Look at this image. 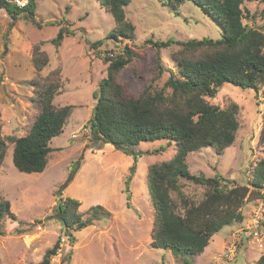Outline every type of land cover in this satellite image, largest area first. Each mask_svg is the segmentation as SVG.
Returning a JSON list of instances; mask_svg holds the SVG:
<instances>
[{
	"label": "rangeland",
	"instance_id": "obj_1",
	"mask_svg": "<svg viewBox=\"0 0 264 264\" xmlns=\"http://www.w3.org/2000/svg\"><path fill=\"white\" fill-rule=\"evenodd\" d=\"M36 5L35 19L40 25L22 14L11 25L9 14L0 9V138H5L7 144L0 166V197L9 201L13 213V217L6 216L0 222V264H37L58 238L59 248L49 264H184L185 258L190 264H257L264 253V227H260L262 235L253 238L257 223L251 216L260 205L263 207L264 187L242 206L243 220L223 226L198 255L186 257L154 248L150 244L154 207L147 185V167L172 158L176 152L174 142L160 139L136 146L137 150L149 152L135 162L127 206L124 181L133 157L95 139L88 125L95 104L93 91L106 76L107 56L122 53L125 46L134 51L131 62L117 73L118 81L129 92L139 94L150 84L161 88L168 69L178 72L181 46L174 43L160 49L165 71L157 75L155 48L146 41L217 39L221 36L218 22L192 1H185L175 10L163 0H130L124 11L134 25L135 37L112 39L107 34L115 24L99 0H36ZM242 7L243 23L264 32V0L244 2ZM245 10L249 11L248 16ZM60 26L73 29L74 33H66L56 46L52 39ZM36 47L48 58L39 71L33 64ZM54 71L61 85L53 103L72 105L71 112L62 132L50 141L53 149L45 169L20 172L12 163L13 144L8 137L28 132L40 110L37 84L33 83L43 84L40 78ZM206 99L221 108L237 103L239 126L233 143L222 153L213 147L188 153V169L192 174H219L248 184L255 163L264 155V144L259 142L264 86L254 91L224 83L213 97ZM78 165L72 180L61 186ZM179 183L185 196L194 201L203 197V185L183 178ZM170 194L181 211L179 194ZM61 196L78 199L81 213L100 204L110 216L74 232L76 238L71 243L62 233L59 221L50 216Z\"/></svg>",
	"mask_w": 264,
	"mask_h": 264
},
{
	"label": "trees",
	"instance_id": "obj_2",
	"mask_svg": "<svg viewBox=\"0 0 264 264\" xmlns=\"http://www.w3.org/2000/svg\"><path fill=\"white\" fill-rule=\"evenodd\" d=\"M99 1L111 14L115 24L107 38L133 40L135 28L124 11V6L130 0ZM185 1H192L213 17L220 25L221 36L217 39L203 37L184 41L148 39L146 42L155 48L157 75L165 71L161 65V48L175 43L181 46L179 54L182 56L178 58L177 74L168 69V77L161 88H154L150 84L139 94L129 92L117 78V73L131 62L134 51L125 46L122 53L107 56L106 76L93 91L95 104L88 125L95 139L133 157L134 163L124 181L127 206H130L129 183L135 172V162L140 155L149 152L137 150L136 146L143 141L160 139L174 142L176 152L172 158L151 163L147 167V185L154 207L150 244L154 248L168 249L175 255L191 257L201 253L210 237L223 226L243 220L242 206L264 187V155L255 163L248 184L237 183L219 174H192L186 163V156L192 151L213 147L217 153H222L233 143L239 126L238 104L231 102L221 108L209 103L206 98L213 97L217 88L224 83L254 91L264 86V32L242 21V4L256 0H163L175 10ZM36 6V0H30L24 8L0 0V7L12 19L11 25L20 14L40 25L35 19ZM245 14L248 16L249 11L245 10ZM48 24L54 25V22ZM66 33L72 34L74 30L60 26L52 43L60 45ZM47 60L46 54L36 47L33 58L35 69L39 71ZM56 74L54 71L40 78L43 81L41 85L33 83L37 84L40 110L28 132L18 137H8L13 144L12 163L20 172L36 173L45 169L47 156L53 149L50 141L62 132L71 112L72 105L56 106L53 103L61 85ZM259 142L264 144V118ZM6 148L5 138H0V166ZM78 168L79 165L70 170L61 186H66L72 180ZM181 178L203 185V197L194 201L181 193ZM171 191L179 194L181 211L177 210ZM58 192L60 194L61 189ZM79 204L78 199L61 196L50 215L59 221L62 233L71 243L76 238L74 232L89 226L94 220L110 216L100 204H93L85 214L81 213ZM6 216L13 217L10 203L0 197V222ZM58 248L59 238L45 250L37 264H49L50 257ZM184 264H190V260L185 258ZM257 264H264V253Z\"/></svg>",
	"mask_w": 264,
	"mask_h": 264
},
{
	"label": "built area",
	"instance_id": "obj_3",
	"mask_svg": "<svg viewBox=\"0 0 264 264\" xmlns=\"http://www.w3.org/2000/svg\"><path fill=\"white\" fill-rule=\"evenodd\" d=\"M7 1L18 8H24L28 5L30 0H7ZM0 9L2 8L0 7ZM251 218L254 219V221L257 223L254 231H252L253 238L258 239L263 233L261 232L260 227H264V203H263V207L262 205H260L256 213L253 212V216H251Z\"/></svg>",
	"mask_w": 264,
	"mask_h": 264
},
{
	"label": "crops",
	"instance_id": "obj_4",
	"mask_svg": "<svg viewBox=\"0 0 264 264\" xmlns=\"http://www.w3.org/2000/svg\"><path fill=\"white\" fill-rule=\"evenodd\" d=\"M127 156H129V155H127Z\"/></svg>",
	"mask_w": 264,
	"mask_h": 264
}]
</instances>
